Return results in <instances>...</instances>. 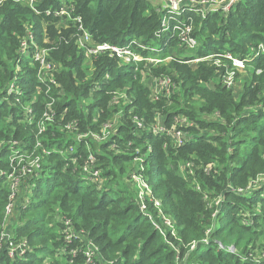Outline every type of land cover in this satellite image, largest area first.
Listing matches in <instances>:
<instances>
[{
  "label": "trees",
  "instance_id": "obj_1",
  "mask_svg": "<svg viewBox=\"0 0 264 264\" xmlns=\"http://www.w3.org/2000/svg\"><path fill=\"white\" fill-rule=\"evenodd\" d=\"M64 2L91 34L87 47L165 39L156 0L0 1V264H264V52L240 94L222 82L223 57L188 64L249 57L264 43V0L192 14L200 46L166 48L168 66L138 70L86 58L73 20L47 13ZM31 34L48 50L44 74L23 53ZM151 75L170 80L168 95L144 85ZM109 122L116 130L98 142L92 133ZM134 175L150 186L144 200Z\"/></svg>",
  "mask_w": 264,
  "mask_h": 264
},
{
  "label": "built area",
  "instance_id": "obj_2",
  "mask_svg": "<svg viewBox=\"0 0 264 264\" xmlns=\"http://www.w3.org/2000/svg\"><path fill=\"white\" fill-rule=\"evenodd\" d=\"M1 1V0H0ZM31 3L34 2V0H30ZM183 2H186V4H183ZM183 2L179 0H168V7H159L161 15H162V22H161V30L159 32V35L157 37L165 36L164 41H162V44L159 46V48H155L152 46L144 45L140 42H137L136 40H131L129 43L125 45H116L111 44L109 42H103L97 45L95 48L87 47L86 43H89L92 40L91 34L85 29L83 22L81 20V16L74 15L71 16V11L69 6L64 4L59 7L58 9L52 11H47L48 14H54V16L60 17L62 19H65V21H68L70 19L73 20V22L77 25L79 30V35L76 39V42L79 43L80 47L85 48L86 58L94 57L96 58L100 54H108L110 57L116 59L120 66L130 65L131 67H134L133 70H138L139 65L141 62L143 63H154L158 64L162 61L163 58L160 57V53L163 52L164 49H166L169 46V41L173 38L178 40V43L182 45V48L186 49H195L199 46L198 40H196L192 36V32L194 29L193 20L191 15L192 14H199L203 17H206L209 13L216 12V11H224L225 14L229 11V9L235 5L238 0H184ZM211 3H214V5H211ZM220 5L221 8H217ZM216 6V7H215ZM190 10V11H189ZM188 11V13H187ZM179 17V19H178ZM185 17H187V21L184 22ZM168 39V41H167ZM136 44L139 50L134 51L132 48L133 45ZM23 53L25 55H28L32 58L34 62H37L39 64V75L44 74L47 70H50L49 62L47 61L48 56V50L38 45L36 39L33 37V35H29L28 39L23 43ZM31 46L34 47V49L31 50ZM143 49H148L149 53L148 55H143ZM264 52V43L260 44L257 49H254L251 55L247 58L239 57L233 55L231 52L224 51L222 53H214L206 56H192L193 58L190 59L192 63L198 64L200 61L204 60L205 58L210 57H228L230 59V66H226L225 73L222 76V82L226 85L228 88H232L235 86V80L237 71L236 66L243 65L246 62L256 58L260 53ZM181 58V57H178ZM215 63L220 64V60H216ZM234 64V65H233ZM221 65V64H220ZM224 67V65H223ZM258 72H261V70H258ZM110 74L108 73L106 75V78H109ZM151 78H155L154 81H162L165 85L160 84L159 89H155L153 92L156 95V98H158L159 95H168L169 94V87H170V80L168 78H160L155 75H151ZM162 87V91L158 92ZM99 88V87H97ZM16 90L14 85L11 86L10 91ZM142 126V124H139ZM116 130V127L113 123L109 122L102 127L101 133H92L95 138H97L98 142H101L103 140H107L111 136V132H114ZM152 131L156 134L160 132H165L162 122H160V119L158 122L153 124ZM169 133L174 136V140L176 144H182V138L184 137V132L180 130H176V125L172 126V129L169 130ZM88 137V135H85ZM101 140V141H100ZM139 162L141 159H136ZM89 162H94V156H89ZM85 170L90 173L91 179L94 182H97L100 178L101 174L97 168H91L88 164L85 166ZM3 174L0 170V177ZM12 177V178H11ZM13 174L8 176L9 181H13ZM134 180L137 183L139 187V193L142 200L145 199L146 193L149 192V184L144 180L142 176L134 175ZM145 208V205L142 206ZM11 208L8 207V212H10ZM166 223L168 226H172V222L170 219H166ZM70 231V229H68ZM74 232H69L68 236H73ZM18 249V248H17ZM74 250V249H73ZM16 251V250H14ZM88 256V260H90L93 251L91 248L88 249L86 252ZM14 256V253L11 254V257Z\"/></svg>",
  "mask_w": 264,
  "mask_h": 264
},
{
  "label": "rangeland",
  "instance_id": "obj_3",
  "mask_svg": "<svg viewBox=\"0 0 264 264\" xmlns=\"http://www.w3.org/2000/svg\"><path fill=\"white\" fill-rule=\"evenodd\" d=\"M157 1V3H158V6L159 7H168L169 6V4H168V0H156ZM179 1H181V2H183L184 0H179ZM198 1H200V0H198ZM26 2H28L29 3V5H33L34 3H35V0H34V2L33 3H31L30 2V0H26ZM183 4H186V2H183ZM190 11V10H189ZM216 12H218L221 16H223V17H225L226 16V14H225V12L224 11H216ZM187 13H188V11H187ZM178 19H179V17H178ZM187 21V17H185V19H184V22H186ZM57 26H61V24L60 23H57L56 24ZM195 27V26H194ZM174 40H176V39H171L170 41H169V46L167 47V48H172L173 49V52L171 53V55H173L174 54V52H176L177 51V47L179 48V47H182V45L180 44V43H177V45H174L173 43H174ZM139 41H141V40H139ZM167 41H168V39H167ZM48 42V40L47 39H45L44 38V43H47ZM161 42V41H160ZM174 46H173V45ZM38 45H40L39 43H38ZM152 47H155V48H159V46H160V43L159 42H156L155 44H152L151 45ZM173 46V47H172ZM200 46V45H199ZM198 46V47H199ZM198 47H196V48H198ZM186 49V48H185ZM190 49H186V51L184 52V53H187L188 51H189ZM191 50H193V49H191ZM85 55H86V53H85ZM87 56V55H86ZM195 56V55H194ZM193 58V57H192ZM191 58V59H192ZM170 59H172V56H169V57H164L163 59H162V61L160 62V63H162V66H168L169 65V63L171 62V60ZM255 59V58H254ZM254 59H252V60H250V61H248V62H246L245 64H243V65H239V66H236L237 68H236V70H238L237 71V79L235 80V87H236V92H237V94H240L241 92H242V90H243V88H242V85H243V79L244 78H246L248 75H249V73H251L254 69H255V67H254V64H253V61H254ZM189 63L188 64H190V65H196L195 63H192L191 61H188ZM222 63H224L225 64V66H230V59L228 58V57H223V60H222ZM234 65V64H233ZM39 66V65H38ZM38 71H39V67H38ZM39 74V73H38ZM155 80V78H151V77H149V76H146L145 78H144V85H146L148 88H150V90L151 91H155V89L157 90V89H159V87H160V84H162V87H163V85H165L162 81H154ZM162 87H161V89L158 91V92H160V91H162ZM157 118L158 119H160V122H162V118H161V115L160 114H158L157 115ZM99 140V139H98ZM101 141V140H100ZM139 161L138 160H136L135 161V163H138ZM45 184H46V179H44V181L42 182V185L43 186H45ZM168 226V225H167Z\"/></svg>",
  "mask_w": 264,
  "mask_h": 264
}]
</instances>
